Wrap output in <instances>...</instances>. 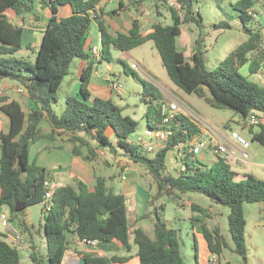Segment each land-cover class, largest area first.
I'll list each match as a JSON object with an SVG mask.
<instances>
[{"label": "trees", "instance_id": "obj_1", "mask_svg": "<svg viewBox=\"0 0 264 264\" xmlns=\"http://www.w3.org/2000/svg\"><path fill=\"white\" fill-rule=\"evenodd\" d=\"M36 1L0 0V79L19 83L35 105L27 114L17 100L0 96V110L10 120L9 132L0 134V207L8 208L10 222L25 233L32 248L29 254L32 264H62L74 241L97 242L99 249L106 252L119 245L131 254L136 247L140 264H187L181 256L180 238L164 220L160 209L155 210V237L152 239L145 230L130 225L125 196L116 193L109 184L112 179L104 176H98L91 187L82 181H77L75 186L59 187L53 194L50 210L43 214L40 226L37 228L27 223L25 210L34 204H44L45 185L51 181L36 160L31 162V148L43 139L52 140L55 131L66 134L73 155L85 161H96L100 150L143 166L157 185L155 199L195 193L229 208V234L234 252L245 259L247 220L244 205H264V180L249 175L237 181L231 165L220 157H216L210 167L200 162L191 151L190 141L200 136L201 130L184 114L177 117L170 127L172 135L151 156L131 140L139 122L125 114L124 108L112 99L93 96L89 86L95 66L103 61L111 63L113 51L129 53L152 41L169 78L180 89L205 99L211 107L232 110L243 120L252 115L264 120V86L250 81L240 72L248 65L249 76L256 75L264 62L263 36L259 30L248 27L257 14L255 1L238 0L234 5L248 38L214 70L205 66L204 26L200 13L196 11L197 0H178L180 10L169 7L172 24L158 22L153 25V32L146 35L138 20L132 22L128 33L111 31L103 14H98V8L105 0H51L48 6L52 15L32 62L30 57L16 56L24 48V28L13 23L6 13L13 11L24 19L33 14ZM146 2L153 3L159 15L160 6L167 4L166 0H139L132 5ZM63 6L70 7L71 14L59 18L58 10ZM189 23L200 28L191 60L178 44L183 25ZM94 24L101 33L99 57L92 54V48L89 49ZM215 28L232 27L228 23H220ZM75 60L87 62L82 70L79 94L77 97L68 96L63 112L58 114L55 110L58 93ZM126 67L130 66L126 64ZM130 69L134 72L133 68ZM135 76L143 84L141 100L146 106L148 128L168 129L162 124L161 116V107L166 103L164 95L152 83L142 80L137 74ZM43 123H47L53 132L45 133ZM252 141L264 146V125H260L259 133L253 134ZM172 153H177V160L185 166V169L177 171V176L168 173ZM152 203L151 200L149 204ZM192 209L199 214L191 217L192 229L202 235L212 255L220 256L227 246L220 229L208 227L207 210L198 206ZM35 233L45 238L46 254L39 251ZM77 253L85 257L87 264H122L133 258V255L107 258ZM0 264H25L21 253L2 239Z\"/></svg>", "mask_w": 264, "mask_h": 264}, {"label": "rangeland", "instance_id": "obj_2", "mask_svg": "<svg viewBox=\"0 0 264 264\" xmlns=\"http://www.w3.org/2000/svg\"><path fill=\"white\" fill-rule=\"evenodd\" d=\"M237 1L238 0L196 1V11L200 13L204 26L202 31L206 50L205 66L208 70H214L221 60L225 59L230 52L247 39L248 35L244 31L245 26L240 21L238 13L234 9V5ZM254 1V10L257 13V17L248 25V27L253 30H259L264 37V0ZM143 5L154 11L153 13L156 21L164 24H172L169 6L167 4L160 6L159 13H161V15L158 13V15H156V8L154 5L151 6L150 2H146ZM133 9L135 10V8ZM10 20L13 21L12 16ZM220 23H228L232 28L216 29L215 25ZM150 28L151 26L145 28L142 25V32L147 34L146 32ZM182 29L183 34L179 38V47L185 52L187 58L191 60L194 52L195 40L200 35V28L195 24L189 23L184 24ZM16 56L20 58L30 57L32 62L35 61V55L25 47L20 50ZM79 61L80 60H76L73 63L69 77H73L76 73ZM133 63L138 64L139 70H134L133 72L130 69V67L132 68ZM101 64L102 65H100L99 69L100 74L107 75L108 67H111L112 73L110 78H112L114 83L121 85V94L115 95L113 98L115 103L124 108L125 114L139 122L137 132L131 137L132 141H135L137 136L144 135L145 131L149 129L145 118L146 106L141 100L144 91L143 84L136 78L135 74H137L142 80L155 85L164 95L166 102L177 103L180 105L187 115L189 117L191 116L190 118L193 123H195L200 129L206 130L210 135H213L218 143L223 144L225 138L230 137V132L228 133L225 125L231 124L232 128H234V123H232V121H235L234 119H239L240 117L232 110L211 107L205 99L199 98L196 94H188L175 85L169 78L159 52L152 41L145 43L129 53L113 51V62L110 63L111 65L106 61H103ZM126 64L130 67H126ZM240 72L244 76L249 77L250 81L256 82L260 86H264V83L261 81L262 78L258 76L256 79L255 76L250 77L247 68H242ZM118 74H120V76ZM17 86L23 89L19 83H17ZM19 87L1 86L0 96L16 98L22 102L26 112L30 113L33 109L32 105L34 104L25 96V93L19 91ZM65 96V90H60L58 93V105L55 106V110L58 114H61L65 107ZM208 96H211L209 92ZM153 126H155L154 123ZM246 126L254 128V126H249L247 124ZM42 127L45 131L44 124ZM255 130H258V127H255ZM63 136L68 137L64 133ZM47 142V140H42L32 146L31 162L37 160L36 155L39 149ZM108 154L110 153L108 152ZM108 154L105 155V157H108ZM176 155L177 153H172L168 163V173L173 176H177V171H180L182 168L185 169V166L177 160ZM206 155L209 156L207 157ZM196 158L205 165L211 164L208 161L212 159L209 152H203ZM205 158H208L207 161H205ZM254 162L255 164L249 162L243 165H232V170L237 174V181L244 180L249 175H254L257 178L264 180V155L260 161L255 160ZM124 163L125 162H123V164ZM129 164L130 163L126 162L127 167ZM95 165L97 166L96 163ZM132 170L138 172V186L135 192L130 193L126 190L123 195L126 198L128 221L134 228L145 230L149 236L154 239L153 220L155 210L158 208L169 227L174 229L180 238L181 256L184 261L187 264H211L209 262L211 256L213 257L216 255H212L209 252L206 241L200 234H196L197 250L195 249L191 217L199 215L192 209L193 206H198L208 211V227L211 230H215L218 227L225 238L227 246L223 248L221 255L217 256L218 264H264L263 204L247 203L244 205L245 217L248 221L245 234L247 254L244 259L234 252V245L229 234V215L231 213L229 208L216 205L204 195L195 193H188L182 196L178 195L177 197L172 198L164 196L155 199L154 197L157 195L158 188L147 170L139 164L133 165ZM100 171L102 175L108 176L114 174L119 177V168L116 164H112L107 170L101 169ZM116 183L120 185L119 180ZM151 200L153 205L149 204ZM0 211L1 213L10 216V212L6 207H0ZM44 212L45 208L43 204H34L25 210V218L28 219L33 226L38 228ZM23 234L25 235V233ZM35 243L38 246L39 251L42 254H46L45 238L40 237L35 233ZM20 253L23 263L32 264L29 258L30 252L21 251ZM121 254L130 255L128 252ZM137 261L138 259H134L131 264H137ZM65 264H68L67 256Z\"/></svg>", "mask_w": 264, "mask_h": 264}, {"label": "crops", "instance_id": "obj_3", "mask_svg": "<svg viewBox=\"0 0 264 264\" xmlns=\"http://www.w3.org/2000/svg\"><path fill=\"white\" fill-rule=\"evenodd\" d=\"M49 1L51 0H48V1L47 0H37L35 3L33 14L26 16L24 19L17 17L13 11H8L6 13L9 18H11V16L13 17V21L11 20L13 23H15L18 26H23L24 28L23 46L27 48V50L29 51L31 50L28 47L32 46L30 48H32V53L34 55H36V52L38 51V48L40 47V44L43 38V33L46 30L49 20L52 15L51 10L48 6ZM134 2H138V0H105L98 8V14L100 13L103 14V19L107 22L111 31L113 32L128 33V31L132 27V22L135 20H138L141 26L143 25V27L145 28H147V26L148 27L151 26V28L146 32L147 34L153 32V25L158 23L159 21L155 20L154 14H153L154 16L152 15L149 17H143L142 15H140L137 9L138 4L132 5V3ZM121 4H123V7L121 6ZM133 8H135V10ZM114 11H117V14H114ZM70 14H71V10H70V7L68 6L60 7L58 10L59 18L67 17ZM156 15H158L157 12H156ZM256 17H257V14L255 18ZM143 34L146 35L145 33ZM89 39H90L89 49L94 48V47L101 48V33L98 29L97 24H94L91 30ZM178 44H179V40H178ZM263 48H264V37H263ZM86 65H87L86 61L80 60L78 63L76 73L73 75V77L68 76L64 80L61 86V90H65V93H66L65 99L68 96H76V97L78 96L79 89H80V78H81L82 70ZM100 65L102 64H97L95 66L91 84L89 86L90 92L95 97H100L103 99H112L114 101L113 99L114 96L119 95V94H116V92L112 88L114 81L112 80V78H110V75L112 73L111 67H108L107 75H101L99 71ZM244 68L248 69V65L245 66ZM118 75L120 76V74ZM253 76H255V79L257 78V76L262 78L261 81L262 83H264V62L262 64L261 70L256 75H253ZM5 85L14 87V88L19 87L17 86L16 82L0 79V87L5 86ZM25 96L27 97L26 93H25ZM13 98L14 97H12L11 99ZM14 100H17V99L14 98ZM17 101L23 107L22 102L19 100ZM32 106L33 108H35V105H32ZM24 111L26 112L25 109ZM26 113L28 114V112ZM185 116H188V115H185ZM234 120L235 121H232V123H234V128H232L231 124L225 125V128L227 129L228 133L231 130L239 131L240 133H242L243 135H245L252 141L253 134H257L260 132V127H258V130H255V127L249 128L248 126H246V123L242 119L241 116L239 117V119H234ZM0 121H1L0 134L2 132L8 133L10 129V120L8 116H6L1 111H0ZM43 124L45 125V131H44L45 133L53 132L52 128L47 123H43ZM200 130H201L200 136L208 135L211 139H214L216 141L215 137L213 135H210L206 130H203V129H200ZM229 138L230 137H226L224 141H228ZM43 140H47L48 142L42 145V147L39 149L36 155V159H37L36 162L40 168H43L45 170L46 174L49 176V179L51 181L58 183L61 186H65V185L75 186L77 181H82L86 185L91 187L94 185L95 180L98 176H104L106 178L112 179L109 184L114 188L116 193L123 194L126 190H128V192L130 193L135 192L138 186L139 175L137 171L132 170V167L135 164L131 163L128 159H125L123 157L116 158L115 156L108 154V152L106 151L98 150L99 157L96 161L94 162L85 161L82 158L75 157L73 155L72 145L69 142V137H64L63 133L61 134L58 131L54 132V137L52 140H49V139H43ZM250 152H251L252 158L245 163L251 162L252 164H255L254 162L255 160L260 161L262 159V156L264 155V146L261 145L259 142L252 141V147H251ZM107 154H108V157L107 156L105 157V155ZM206 156L208 157L209 155H206ZM0 158H1V141H0ZM211 158L212 159L208 160L211 164L206 165L208 167H210L215 161L214 155L211 154ZM207 159L208 158H205V161H207ZM123 162L125 163L123 164ZM126 162L130 163L128 167L126 166ZM95 163L97 164V166L95 165ZM245 163H236V164L243 165ZM112 164H116L118 166L119 177H117L114 174H111L108 176L102 175L100 170L101 169L107 170V168H109ZM232 165H235V164H232ZM118 180H119L120 185L116 183ZM0 194H1V189H0ZM27 223L30 226H33L32 223L28 221V219H27ZM247 225H248V221H247ZM196 234H200V233L193 230V239L195 241L194 242L195 249L197 250ZM77 252L98 254L99 256H105L107 258H110L111 256H114V255L129 256V255L121 254V253H127V251L124 247L119 246V245H116L113 251L106 252V251H101L97 245L74 241V244L71 246L70 250L66 252L68 264H78V257L81 254H78ZM136 254H137V248L134 247L132 250V253L130 254V255H133V259H131L128 263H122V264H131L134 261V259L136 260L138 259L137 264H140L139 258L136 256Z\"/></svg>", "mask_w": 264, "mask_h": 264}, {"label": "built area", "instance_id": "obj_4", "mask_svg": "<svg viewBox=\"0 0 264 264\" xmlns=\"http://www.w3.org/2000/svg\"><path fill=\"white\" fill-rule=\"evenodd\" d=\"M167 5L174 9L180 10L181 5L178 0H166ZM154 5L151 3V6ZM138 12L143 17L152 16L153 10L146 8L143 4L138 5ZM92 54L95 57H99L100 48H92ZM134 70H139L138 64H132ZM113 90L117 94H121V85L113 83ZM19 91L24 93V89L19 88ZM1 93V89H0ZM181 114L187 115V113L177 103H164L161 107L162 124L168 129L152 130L148 129L144 135L136 137L134 143L142 151L148 154L154 155L160 150L164 142H166L172 135V124L176 121L177 117ZM189 114V113H188ZM249 126L260 127L264 125L263 119L257 115H252L248 119L244 120ZM230 138L223 144L211 139L208 135L197 136L190 141L191 151L195 157H198L203 152H209L216 157H220L228 164L245 163L249 161L251 156L252 141L239 131L231 130L229 134ZM46 194L44 196V208L45 211H49L51 208V200L54 192L61 187L60 184L53 181H49L45 185ZM0 239L7 242L10 246L17 249L19 252H31L32 248L27 237L21 232V230L10 222V216L4 213H0ZM89 244L97 245V242ZM218 257L213 256L210 258L211 264H218Z\"/></svg>", "mask_w": 264, "mask_h": 264}, {"label": "water", "instance_id": "obj_5", "mask_svg": "<svg viewBox=\"0 0 264 264\" xmlns=\"http://www.w3.org/2000/svg\"><path fill=\"white\" fill-rule=\"evenodd\" d=\"M65 259H66V255L64 257V260H63V263L62 264H65ZM78 264H87V261H86L85 257L79 256Z\"/></svg>", "mask_w": 264, "mask_h": 264}]
</instances>
